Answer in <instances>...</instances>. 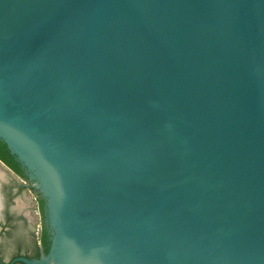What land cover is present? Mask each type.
<instances>
[{
    "label": "water",
    "instance_id": "obj_1",
    "mask_svg": "<svg viewBox=\"0 0 264 264\" xmlns=\"http://www.w3.org/2000/svg\"><path fill=\"white\" fill-rule=\"evenodd\" d=\"M0 139L9 264H264V0H0Z\"/></svg>",
    "mask_w": 264,
    "mask_h": 264
},
{
    "label": "flooded vegetation",
    "instance_id": "obj_2",
    "mask_svg": "<svg viewBox=\"0 0 264 264\" xmlns=\"http://www.w3.org/2000/svg\"><path fill=\"white\" fill-rule=\"evenodd\" d=\"M7 166V165H5ZM7 173L11 179H5L0 175V264H9L14 258L24 254L25 251H32L36 241L40 237L37 234V219L29 213L21 211L17 198L22 195L26 189L34 190L29 186V174L26 169L27 177L22 178L7 166ZM9 175V176H10ZM33 195L34 192H30ZM37 202V209L40 212V198L45 197L42 194L34 195ZM45 216L40 212V221L46 223L50 237H53L50 230L47 203L45 199ZM18 254V255H17ZM16 264V263H14Z\"/></svg>",
    "mask_w": 264,
    "mask_h": 264
},
{
    "label": "trees",
    "instance_id": "obj_3",
    "mask_svg": "<svg viewBox=\"0 0 264 264\" xmlns=\"http://www.w3.org/2000/svg\"><path fill=\"white\" fill-rule=\"evenodd\" d=\"M0 160L7 165L11 170H13L17 175L22 178L27 177L26 168L19 161L17 155L11 153L7 143L0 139ZM45 199L40 198V212L45 216ZM51 249V237L47 230V225L42 221V230L40 237L36 241L34 249L32 251H25L24 254L20 256H25L30 259L39 258L41 256V251L45 254L49 253ZM18 255V254H17ZM16 264H24L23 262H16Z\"/></svg>",
    "mask_w": 264,
    "mask_h": 264
},
{
    "label": "rangeland",
    "instance_id": "obj_4",
    "mask_svg": "<svg viewBox=\"0 0 264 264\" xmlns=\"http://www.w3.org/2000/svg\"><path fill=\"white\" fill-rule=\"evenodd\" d=\"M30 192H34V190H30V189H28ZM34 195H36L35 194V192L33 193V198H34ZM34 200H35V202H36V199L34 198ZM36 215H37V234H39L40 233V230H41V221H40V212L38 211V209H37V202H36Z\"/></svg>",
    "mask_w": 264,
    "mask_h": 264
}]
</instances>
